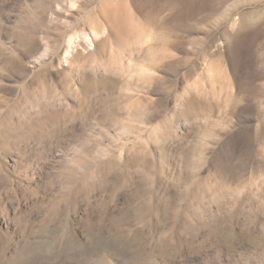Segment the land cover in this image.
<instances>
[{
    "label": "rangeland",
    "instance_id": "rangeland-1",
    "mask_svg": "<svg viewBox=\"0 0 264 264\" xmlns=\"http://www.w3.org/2000/svg\"><path fill=\"white\" fill-rule=\"evenodd\" d=\"M0 264H264V0H0Z\"/></svg>",
    "mask_w": 264,
    "mask_h": 264
},
{
    "label": "bare ground",
    "instance_id": "bare-ground-1",
    "mask_svg": "<svg viewBox=\"0 0 264 264\" xmlns=\"http://www.w3.org/2000/svg\"><path fill=\"white\" fill-rule=\"evenodd\" d=\"M152 3V2H151ZM150 5V6H149ZM154 6H152L150 4V2L148 1L147 3L144 4V6H139L140 10L146 9L147 13H145L146 17L148 18V20L150 22H155L153 19V14L157 13L160 11L161 7L158 5L153 4ZM149 10V12H148ZM144 11V10H143ZM245 24V22H242V25ZM242 90H243V84L241 83V81L239 80V78L237 80H235L234 83V104H235V109L239 110L240 106H241V94H242ZM236 110V111H237Z\"/></svg>",
    "mask_w": 264,
    "mask_h": 264
}]
</instances>
